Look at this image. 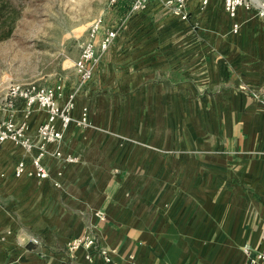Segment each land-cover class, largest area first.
Here are the masks:
<instances>
[{"label": "crops", "instance_id": "1", "mask_svg": "<svg viewBox=\"0 0 264 264\" xmlns=\"http://www.w3.org/2000/svg\"><path fill=\"white\" fill-rule=\"evenodd\" d=\"M129 5L119 0L106 22L117 23ZM187 11L181 19L152 0L138 12L148 15L150 26L194 35L195 42H186L195 50L194 77L172 67L162 71L163 84L168 92L180 88L184 95L217 98L201 107L211 114L210 139L198 136L192 144L186 138L156 140L153 133L145 140L118 137V73L109 70L118 65V46L140 44L123 43L118 33L84 84V98H74L71 115L78 118L85 108L88 124L71 122L59 143L47 145L77 158H43L51 175L61 171L60 187L14 175L20 160L31 167L36 127L46 112L36 105L26 110L19 99L8 109L0 98V118L26 120L34 144L25 150L10 140L0 143V264H108L102 249L113 264H248L264 245V104L236 88L243 81L264 92V18L242 7L231 18L223 0H189ZM146 47L153 56L154 42ZM136 57L132 53L129 61ZM138 75L128 77L137 81L130 96H155V74L141 81ZM69 92L64 88L59 103ZM83 232L95 236V246L69 250L67 241Z\"/></svg>", "mask_w": 264, "mask_h": 264}, {"label": "rangeland", "instance_id": "2", "mask_svg": "<svg viewBox=\"0 0 264 264\" xmlns=\"http://www.w3.org/2000/svg\"><path fill=\"white\" fill-rule=\"evenodd\" d=\"M0 1L6 3L5 12L0 15V98L12 81L48 86L61 84L63 91L64 88L70 91L77 88L75 95L84 98L82 90L85 85H79L74 61L80 54L91 20L104 13L109 21L107 0ZM13 8L17 12H13ZM148 20L151 21L145 13H129L128 9L118 18L119 40L140 43L132 47L118 46V65L109 70L110 73H118V107H122L118 137L122 141L132 137L145 140L153 133L154 139L168 137L171 142L186 138L191 143L198 136L210 139L215 131L211 128V114L202 111L201 107L211 105L217 98H206L192 92L184 95L183 91H178L180 88L168 92L163 84L165 74L162 71L172 67H179L194 77L195 70L190 61L195 50L186 49V42H195L194 35L185 29L180 32L164 30L162 24L150 26ZM129 26L131 31H127ZM147 41L155 44L153 56L148 55L151 50H147ZM132 53L137 57L129 61ZM114 55L111 52L110 56ZM152 73L155 74L152 82L155 96L141 91L131 97L137 81L128 77L139 74L138 81H141V76ZM236 88L264 104V92L258 87L240 81ZM153 105L154 111L151 109ZM163 106L169 107V112L163 113ZM186 151L193 150L186 148Z\"/></svg>", "mask_w": 264, "mask_h": 264}, {"label": "built area", "instance_id": "3", "mask_svg": "<svg viewBox=\"0 0 264 264\" xmlns=\"http://www.w3.org/2000/svg\"><path fill=\"white\" fill-rule=\"evenodd\" d=\"M152 0H130L128 12H138L144 9ZM173 14L181 19H187V3L189 0H157ZM208 0H202L206 4ZM119 0H107L109 9L116 6ZM223 7L229 17L236 15L237 9L242 7L245 10H253L254 14L264 18V0H223ZM238 23L232 24V31L236 32ZM119 31L118 22L109 25L105 20V14L99 13L93 18L88 26L87 36L81 44V50L78 58L74 61L75 72L79 79V85H83L92 79L95 66L100 59L101 53L107 50L114 41ZM77 88L68 93L63 103H59V98L63 94V85L54 86L40 85L35 82H17L12 81L8 84L3 96V101L8 109H13L16 100L23 102L24 108L29 110L33 105L46 112V118L36 127V133L39 138L38 151L31 158V167H27L23 160L18 161L14 166V175L19 177L28 175L39 179H50L55 187H60L61 183L58 177L61 171L56 172V176L51 175L49 169L43 162V158L50 155L59 159L61 162H75L76 156L68 152H63L56 147L53 150L47 149L50 143H59L63 138L64 131L71 122L79 125H87L86 109L82 108L80 116L74 118L71 111L74 107V98ZM28 123L26 120L15 121L12 115L0 118V143L10 140L22 146L25 150H30L34 144L28 134ZM98 216L103 218L102 212H97ZM37 242L36 238H32ZM95 236L89 232H83L67 241L69 250H76L80 247L90 249L95 246ZM105 261L113 264L111 258L105 253ZM244 252L249 255L250 249L244 248ZM86 258L91 260L90 254ZM248 264H264V245L256 249L254 255L248 259Z\"/></svg>", "mask_w": 264, "mask_h": 264}, {"label": "trees", "instance_id": "4", "mask_svg": "<svg viewBox=\"0 0 264 264\" xmlns=\"http://www.w3.org/2000/svg\"><path fill=\"white\" fill-rule=\"evenodd\" d=\"M118 5V4H117ZM115 7V6H114ZM112 7V8H114ZM6 8V3L5 1H0V15H1V12H5L4 9ZM129 9V8H128ZM13 12H17V9H14L13 8Z\"/></svg>", "mask_w": 264, "mask_h": 264}]
</instances>
